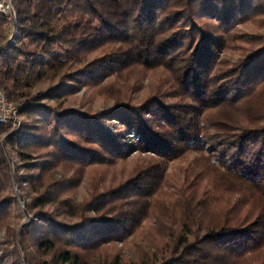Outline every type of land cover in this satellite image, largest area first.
I'll return each instance as SVG.
<instances>
[{
  "label": "trees",
  "instance_id": "1",
  "mask_svg": "<svg viewBox=\"0 0 264 264\" xmlns=\"http://www.w3.org/2000/svg\"><path fill=\"white\" fill-rule=\"evenodd\" d=\"M14 2L23 41L19 46L4 42L6 18L0 13V88L9 100L20 102V114L33 123L27 122L9 133L6 143L21 150L54 146L60 157L83 165L124 158L133 151L151 152L163 160L156 168L185 152L204 150L247 187L251 193L248 202L261 204L259 216L246 224L236 219L235 224L208 228L193 241L181 236L170 255L157 264H264V125L209 135L198 122L200 111L235 102L264 80V45L234 69L211 75L223 39L203 20L217 19L219 32L236 16L253 10L259 1L183 0L180 8L172 10L173 0H130L116 14L98 0ZM109 42L126 47L85 63L84 69L71 75L66 73L64 76L71 78L69 82L100 76L131 62L166 66L178 73L184 100L167 104L153 98L142 105L127 103L88 115L43 104L46 99L74 93V83L64 82L34 96L24 93L48 73L81 64L89 49ZM8 126L0 119V134L8 131ZM44 129L48 137L41 133ZM72 137L99 145L103 153L78 144ZM157 172L156 177L134 179L93 198L85 205V214L66 201L70 216L78 221H56L42 213L39 222L47 225L32 222L24 226L22 233L42 250L65 246L68 251L61 258L68 254L69 260L78 263L81 255L76 252H98L103 245L125 241L134 234L142 219L135 207L144 204L148 188H155L156 179L162 175ZM129 190L142 192L139 197L143 200L129 201ZM9 207V199L0 200V219Z\"/></svg>",
  "mask_w": 264,
  "mask_h": 264
},
{
  "label": "rangeland",
  "instance_id": "2",
  "mask_svg": "<svg viewBox=\"0 0 264 264\" xmlns=\"http://www.w3.org/2000/svg\"><path fill=\"white\" fill-rule=\"evenodd\" d=\"M98 1L115 14L130 2ZM258 1L253 10L236 16L234 22L224 29L221 27L219 32L217 19L203 20L223 39L211 75L218 76L234 69L245 57L264 45V0ZM172 3L171 9L176 10L183 0H173ZM10 4V14L4 15L3 41L19 46L23 38L17 28L18 11L14 0H10ZM125 47L119 42L97 44L87 51L81 64H70L60 72L52 71L45 79L35 81L31 88L23 91L34 96L68 83L71 78L65 77L66 73L71 75L79 68L84 69L85 63L114 55ZM177 74L175 69L166 66L147 67L136 62L120 64L100 76L95 74L94 77L82 78L80 82H69L77 85L74 93L56 100L46 99L43 104L59 111L77 110L88 115L127 103L142 105L153 98L175 104L184 100ZM258 84L235 102L200 111L198 122L203 132L216 135L263 126L264 80ZM11 102L17 106L18 113L3 121L9 129L0 134V200L10 201L8 211L0 219V264H112L116 261L122 264H157L170 255L181 236L193 241L203 236L208 228L230 222L235 224L236 219L246 224L259 216L261 204L248 202L251 193L247 187L204 150L185 152L176 159L164 162V168L162 165L156 168L155 165L163 160L151 152L133 151L124 158L83 165L60 157L54 146L38 145L24 150L13 147L6 143L8 134L19 130L27 122H33L20 114V102ZM112 123L121 127L117 120ZM41 133L48 137L47 129ZM130 137L133 135L130 134ZM72 138L82 146L103 153L97 144ZM158 170L162 175L156 179L155 188H148L144 204L135 207L142 219L134 234L125 241L105 244L98 252H76L81 255L78 263L69 260L68 254L61 258L62 253L68 251L65 246L60 244L52 251L42 250L22 233L24 226L32 222L46 226V222H39L42 213L56 221H78L77 217L70 216L66 201L85 214V205L93 198H99L134 179L141 181L151 175L156 177ZM149 180L154 184L152 179ZM129 191V201L143 200L139 197L142 192Z\"/></svg>",
  "mask_w": 264,
  "mask_h": 264
},
{
  "label": "built area",
  "instance_id": "3",
  "mask_svg": "<svg viewBox=\"0 0 264 264\" xmlns=\"http://www.w3.org/2000/svg\"><path fill=\"white\" fill-rule=\"evenodd\" d=\"M11 10L10 0H0V13L9 15ZM18 113L17 106L11 102L0 88V119L7 121Z\"/></svg>",
  "mask_w": 264,
  "mask_h": 264
}]
</instances>
